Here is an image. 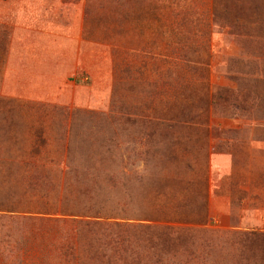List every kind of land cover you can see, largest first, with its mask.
<instances>
[{
	"label": "rangeland",
	"instance_id": "rangeland-1",
	"mask_svg": "<svg viewBox=\"0 0 264 264\" xmlns=\"http://www.w3.org/2000/svg\"><path fill=\"white\" fill-rule=\"evenodd\" d=\"M258 140L264 0H0V264H264Z\"/></svg>",
	"mask_w": 264,
	"mask_h": 264
},
{
	"label": "crops",
	"instance_id": "crops-1",
	"mask_svg": "<svg viewBox=\"0 0 264 264\" xmlns=\"http://www.w3.org/2000/svg\"><path fill=\"white\" fill-rule=\"evenodd\" d=\"M255 147H252L250 150V156H253V154H264V141L258 140L254 143ZM251 178H249V181L239 182L238 187L239 190L243 194V198L240 200V204L244 205L247 203V197H254L255 200H258L257 197L264 195V183L263 184H252V181H250ZM221 187V184L218 186ZM263 192V193H262ZM232 206L233 201L230 195H228L226 192H220V193H214L212 194V208L217 219H221L225 216H230L232 214ZM257 210H260L256 208ZM244 213L247 212L245 208H243ZM246 218V216H242V219Z\"/></svg>",
	"mask_w": 264,
	"mask_h": 264
},
{
	"label": "trees",
	"instance_id": "trees-1",
	"mask_svg": "<svg viewBox=\"0 0 264 264\" xmlns=\"http://www.w3.org/2000/svg\"><path fill=\"white\" fill-rule=\"evenodd\" d=\"M10 213H12V210H9ZM76 221V219H74ZM78 222L77 226H76V232H77V242H79L80 240V236L83 232V230L85 228H89L93 225V223H95L96 221L92 222L91 220H79V221H76ZM119 226V225H118ZM121 235V234H119ZM0 260H1V263H4V260H3V257H0Z\"/></svg>",
	"mask_w": 264,
	"mask_h": 264
}]
</instances>
